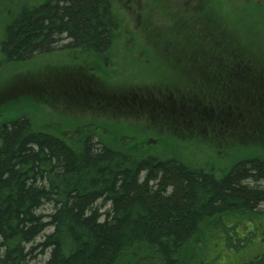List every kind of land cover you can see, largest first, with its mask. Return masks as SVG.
I'll use <instances>...</instances> for the list:
<instances>
[{
  "label": "trees",
  "instance_id": "16d2710c",
  "mask_svg": "<svg viewBox=\"0 0 264 264\" xmlns=\"http://www.w3.org/2000/svg\"><path fill=\"white\" fill-rule=\"evenodd\" d=\"M179 7L186 35L174 37L177 43L150 33L149 45L136 48L132 36L135 48L126 50L173 53L167 63H187L182 70L198 80L169 76L164 100L142 89H134V98L148 109L165 102L183 124L186 115L195 116L203 123L200 136L218 120L242 127L250 143L264 141V27L256 28L264 25V5L246 0L232 18L218 1L186 0ZM122 26L111 0L23 6L4 30L1 62L24 61L67 41L103 67ZM97 129L70 141L22 113L0 124V264H31L48 253L44 264H203L202 226L222 223L229 212L250 217L264 203V160L258 157L242 158L218 176L212 166L157 155L137 141L94 140ZM46 205L50 213L43 212Z\"/></svg>",
  "mask_w": 264,
  "mask_h": 264
},
{
  "label": "rangeland",
  "instance_id": "374dc122",
  "mask_svg": "<svg viewBox=\"0 0 264 264\" xmlns=\"http://www.w3.org/2000/svg\"><path fill=\"white\" fill-rule=\"evenodd\" d=\"M45 1L3 0L0 3V124L22 113L30 116L39 128L58 130L70 141L73 136L99 127L94 140L103 137L114 139L116 135L118 142L124 145L137 141L147 149L155 150L157 155H177L206 169L215 168L218 176L242 158L264 160V141L248 142L247 131L242 127L235 128L231 123L211 120L209 132L203 135L200 131V136V124L203 123L195 116L186 115V124H183L179 117H167L165 122L147 107L142 108L143 111L148 110L141 116L130 106L132 104L125 108L129 112L119 109L127 101L133 102L134 89L148 92L146 97L157 94L164 100L165 92L171 91L168 87L170 77L180 82L197 79V76L182 70L187 63L176 60L173 64L167 63L173 53L170 57L165 56L154 47H147L142 52L126 50V46L131 50L141 44L149 45L147 37L152 34L161 40L168 36L186 35V15L179 7L186 0H111L121 10L123 26L117 31L118 37L108 53L111 59L106 66L99 65L98 59L92 58L95 56L67 46V41H61L52 50L24 61L1 62L4 58L1 42L6 25L23 6L31 7ZM215 1L221 5L222 14L232 18L246 0H212ZM253 1L264 5V0ZM196 18L201 21L199 15ZM246 22H252V19ZM259 24H264V19ZM150 26L155 31L151 32ZM259 27L264 25L256 26ZM132 36L140 43L136 41L134 46ZM175 43L177 40L174 38ZM94 64L98 65L97 70ZM171 88L179 96L180 92L176 91L179 87L174 88L172 84ZM212 128L215 131H210ZM252 148L262 150L245 154ZM51 211V205L43 209L45 213ZM250 214L248 217L239 212H229L224 215L222 223L217 224L215 219L202 226L203 264H264V203ZM51 230L48 227L45 234ZM40 240L38 238L37 241ZM48 256L49 253L38 254L30 263L44 264Z\"/></svg>",
  "mask_w": 264,
  "mask_h": 264
},
{
  "label": "flooded vegetation",
  "instance_id": "af4514ba",
  "mask_svg": "<svg viewBox=\"0 0 264 264\" xmlns=\"http://www.w3.org/2000/svg\"><path fill=\"white\" fill-rule=\"evenodd\" d=\"M118 12H119V15L120 16H123L122 15V13H121V10L120 9H118ZM121 19V18H120ZM153 100V99H152ZM154 101V100H153ZM122 103H124V102H122ZM130 102H126V103H124V104H122L121 106H122V108H119V109H122V111H125V112H129V111H127V110H125V108L127 107V104L128 105H130L129 104ZM132 103H134V105L133 106H131V107H134V111L136 112V113H138V115H142V112H141V110H142V108H143V106H144V104L143 103H138V100L136 99V98H134L133 99V102ZM108 104L110 105V103L108 102ZM152 103H147V105H151ZM106 106H107V104H106ZM121 106H119V107H121ZM154 106V105H153ZM152 106V109H150V110H152V111H155V113L157 114V115H159L160 117H162V118H160L161 120H164L165 122H166V119H167V117H174L171 113H169V111L171 110L170 108H169V106L168 105H166V103L164 102V104L163 103H161V104H158V106L156 105V106H154L153 107ZM141 109V110H140ZM185 129H186V126H183Z\"/></svg>",
  "mask_w": 264,
  "mask_h": 264
}]
</instances>
